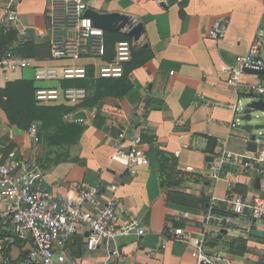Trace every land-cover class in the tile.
I'll return each mask as SVG.
<instances>
[{
  "label": "crops",
  "instance_id": "crops-1",
  "mask_svg": "<svg viewBox=\"0 0 264 264\" xmlns=\"http://www.w3.org/2000/svg\"><path fill=\"white\" fill-rule=\"evenodd\" d=\"M7 2L0 0V23L11 25L4 12ZM51 2L18 0L15 3L19 14L18 33L26 31L29 35L26 40H36L46 49V55L38 58L40 60L51 56ZM88 3L89 8L99 12H119L130 15L134 21H141L145 31L140 42L132 38L134 48H148L153 57L132 71L133 88L127 95L105 97L93 107L97 111L85 124L79 141L60 147L65 148V154L56 152V148L47 151L42 146L43 140L41 149L35 152L28 129L11 123L1 108L0 149H18L40 165L45 171L47 188L54 193L77 196L74 185L82 181L106 188L117 185L118 199L141 219L145 231L141 236L119 239L124 264H199L190 243L163 235L168 217L184 222L179 230L198 235L205 226L208 206L212 203L228 205L225 200L232 192L247 199L263 193L264 179L253 172L240 171L227 164L220 178L215 179L210 169L218 164V153L223 146L238 153L252 151L248 145L250 136L241 130L240 121L232 127L235 112L216 102H237L249 95L251 84H264L263 74L246 71L241 84L235 86L227 82L221 71L223 65L233 64L238 55L249 53L257 39L261 42L263 58L264 0H90ZM221 18L230 20L229 32L225 39L217 41L208 36V31L213 22ZM119 32L127 34L124 30ZM76 62L90 65L100 63V60ZM27 70L33 71L16 72L18 74L12 79L31 78L24 75ZM5 83L0 74V87ZM37 84L52 85L50 82ZM124 126L129 128L131 136L142 134L151 157V163L137 174H130L113 158V139ZM212 140L215 148L210 153ZM160 151L175 162L176 170L180 172L174 176L180 182L171 187L161 180ZM209 155L214 156L211 164L207 161ZM168 189L196 198L199 201L189 199L195 205L201 200L210 203L202 208L170 201ZM86 207L95 208L91 204ZM185 213H189V217ZM246 224V229H228L224 234L225 228L220 232L215 226L209 228L208 237L219 236L221 240L227 238L232 242L242 240L248 248L242 255L229 250L226 253L217 246H208L206 240L205 253L212 257L214 264H251L248 262L251 246L264 241V222ZM88 236V229L80 226L70 240L57 246L56 252L67 249L80 258L82 264H102L106 250H88ZM31 246V243L14 245L10 253L13 258H19ZM218 253L222 259L215 258Z\"/></svg>",
  "mask_w": 264,
  "mask_h": 264
},
{
  "label": "built area",
  "instance_id": "built-area-1",
  "mask_svg": "<svg viewBox=\"0 0 264 264\" xmlns=\"http://www.w3.org/2000/svg\"><path fill=\"white\" fill-rule=\"evenodd\" d=\"M18 0H8L5 17L8 24L17 29L19 14L15 9ZM50 19L53 35L50 39L51 56L47 59L5 55L0 59V74L5 81L12 79L11 74L26 69L34 71L36 82H55L52 85H39L36 99L46 105L67 104L78 107L65 115L67 122L87 124L95 108L81 106L90 96L86 86L64 85L66 81L119 78L124 75L125 65L131 61L134 41L120 40L115 47L113 59L106 60L108 53L105 29L94 25L93 19L86 15L89 3L85 0H51ZM7 26L6 23H0ZM230 20L217 19L208 31V36L217 41L225 39L229 32ZM22 39L28 33L19 34ZM261 42L257 39L249 53L238 55L233 64H225L221 71L227 82L240 85L247 69L264 70L261 57ZM100 60L90 65L78 64V60ZM57 62V63H55ZM62 63V64H59ZM91 69L93 73L91 74ZM131 79V75H130ZM252 93L264 96V84L253 83L249 86ZM204 98V96H202ZM217 105L233 110L236 118L232 127L241 121L242 101L234 103L216 102ZM28 134L32 139L35 152L41 149L42 136L40 125L31 124ZM255 141L256 151L238 153L227 146L219 150L218 164L210 171L219 179L225 165H234L240 171L253 172L264 179V129L258 130ZM114 160L121 162L130 174H137L151 163V157L142 134L133 136L129 128L122 127L113 139ZM190 169V168H189ZM77 196L54 193L47 188L44 169L26 158L18 149H0V264H82L80 258L64 249L56 252L61 242L70 240L80 226L89 231L86 248L95 251L106 250L102 264H124L119 239L127 236H141L145 233L140 218L132 214L131 208L120 202L117 185L106 188L104 185L92 186L82 181L74 185ZM105 194L107 196L105 197ZM105 199V201H102ZM232 213H216L212 203L205 216V226L195 235L192 231L179 230L174 222H169L171 239L190 243L193 255L201 260L212 261L205 253L206 240L210 227L215 230L246 229L247 222H264L263 193L249 199L232 192L225 200ZM102 203V204H101ZM93 205L94 209L86 207ZM189 217V213L184 214ZM214 227V228H215ZM24 243V244H23ZM31 243L21 257L13 258L10 248ZM216 259H222L218 253Z\"/></svg>",
  "mask_w": 264,
  "mask_h": 264
},
{
  "label": "trees",
  "instance_id": "trees-1",
  "mask_svg": "<svg viewBox=\"0 0 264 264\" xmlns=\"http://www.w3.org/2000/svg\"><path fill=\"white\" fill-rule=\"evenodd\" d=\"M105 35L108 47L105 59L108 61L113 59L115 46L118 41H132V37L128 34L116 31L106 30ZM45 51L46 49L36 43V40L20 39L17 29L11 25L0 27V59L5 55L42 58L46 55ZM152 57L153 53L148 48L133 47L131 61L125 65L122 77L72 80L66 81L64 85L86 86L90 90V96L80 107H94L101 103L105 97L121 98L127 95L133 88L130 79L132 71L148 62ZM92 73L93 69H91ZM38 86L39 84L33 78H16L6 81L5 85L0 87V108L6 113L11 123L18 125L20 128L27 130L32 123H39L42 140L44 139L50 146L62 147L76 144L85 130V124L67 122L65 115L78 107H71L67 104L46 105L39 102L36 99ZM159 158L162 163L160 173L162 182L167 184L168 187L178 184L180 181H176L174 176L180 172L176 170L175 162L167 158L165 153L161 151L159 152ZM167 195L170 201L186 202L190 206L193 204V206L206 208V205L210 203L209 201L201 200L195 205L189 199L197 200L196 198L179 190L168 189ZM213 210L216 213H232V208L225 203L217 204L213 207ZM180 221L171 216L168 217L163 235L171 239L168 234V223L174 222V227L178 229L184 225V222ZM220 241L222 240L219 236L208 237L207 245L216 247ZM228 250L233 254L242 255L248 248L244 241L236 240L230 244Z\"/></svg>",
  "mask_w": 264,
  "mask_h": 264
},
{
  "label": "water",
  "instance_id": "water-1",
  "mask_svg": "<svg viewBox=\"0 0 264 264\" xmlns=\"http://www.w3.org/2000/svg\"><path fill=\"white\" fill-rule=\"evenodd\" d=\"M89 2L90 0H85ZM86 15L93 19L94 25L108 31H122L130 35L136 42H140L143 38L145 26L141 21H134L133 17L119 12H99L96 9L89 8ZM33 34V31H30ZM145 46H148L147 44ZM247 72L255 74H263L264 70L247 69ZM242 115L241 121L243 129L250 136L249 149L252 151L257 150V143L255 142L258 130L264 129V123L253 124V118L264 114V96L262 94L249 92V95L242 98ZM215 148V141H211L209 152L212 153ZM214 160L213 155L207 157V161L211 164ZM228 229H224L222 233H227ZM199 264H214L210 261L201 260Z\"/></svg>",
  "mask_w": 264,
  "mask_h": 264
},
{
  "label": "rangeland",
  "instance_id": "rangeland-1",
  "mask_svg": "<svg viewBox=\"0 0 264 264\" xmlns=\"http://www.w3.org/2000/svg\"><path fill=\"white\" fill-rule=\"evenodd\" d=\"M263 58H264V51H263ZM24 75H27V77H31L34 78V72L31 70H27L23 72ZM18 73H13L11 74V77H15ZM18 76V75H17ZM50 84H55V82H51ZM260 116L257 118L256 116H254L252 123L253 124H258V123H264V114H259ZM240 128L241 130L243 129V122L240 121ZM43 148L44 146L46 147L47 151L49 150H53V149H57L56 152H60L61 155L65 154L63 151V149L65 148H60V147H54V146H50L48 145V143L45 142V140L43 139V144H42ZM260 242L259 245H255V246H251L252 249L250 251V258L248 259V262L251 264H264V241H258ZM229 243H232V241L224 239L222 241L219 242V244L217 245L219 250H223L226 253H228V248L230 246H228Z\"/></svg>",
  "mask_w": 264,
  "mask_h": 264
}]
</instances>
